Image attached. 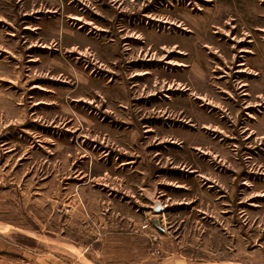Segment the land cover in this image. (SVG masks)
I'll use <instances>...</instances> for the list:
<instances>
[{"label":"rangeland","instance_id":"obj_1","mask_svg":"<svg viewBox=\"0 0 264 264\" xmlns=\"http://www.w3.org/2000/svg\"><path fill=\"white\" fill-rule=\"evenodd\" d=\"M0 264H264V0H0Z\"/></svg>","mask_w":264,"mask_h":264},{"label":"water","instance_id":"obj_2","mask_svg":"<svg viewBox=\"0 0 264 264\" xmlns=\"http://www.w3.org/2000/svg\"><path fill=\"white\" fill-rule=\"evenodd\" d=\"M155 222H156V220H155Z\"/></svg>","mask_w":264,"mask_h":264},{"label":"bare ground","instance_id":"obj_3","mask_svg":"<svg viewBox=\"0 0 264 264\" xmlns=\"http://www.w3.org/2000/svg\"><path fill=\"white\" fill-rule=\"evenodd\" d=\"M164 206V205H163Z\"/></svg>","mask_w":264,"mask_h":264}]
</instances>
